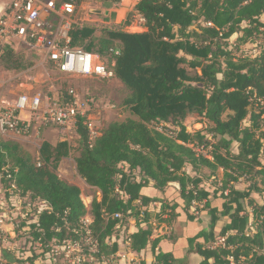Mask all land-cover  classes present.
Returning a JSON list of instances; mask_svg holds the SVG:
<instances>
[{"label": "trees", "instance_id": "trees-1", "mask_svg": "<svg viewBox=\"0 0 264 264\" xmlns=\"http://www.w3.org/2000/svg\"><path fill=\"white\" fill-rule=\"evenodd\" d=\"M82 1L74 0L76 8ZM119 2L105 0L103 5ZM134 12L144 19L142 33L105 29L96 35L88 26H74L69 32L70 46L106 57L108 64L113 62L114 77L128 91L123 105L136 117L109 123L93 139L85 117H76L75 171L101 195L99 200L92 199L89 209L101 254L119 250L116 240L123 227L128 229V219L135 220L138 228L126 234L124 242H129L134 254L146 248L151 229L139 227L149 218L142 207L158 202V222H164L162 216L167 214L165 221L170 223L179 214H188L195 201L204 202L197 210L208 211L210 216L209 231L197 237L204 243L190 244L189 252L201 257L200 264H210L209 260L228 264V257L236 264H264V201L255 202L264 196V0H139ZM233 36L238 45L258 40L263 44L253 57H235ZM111 48L118 55H108ZM28 65L18 53L5 50L0 55V68L5 71L24 70ZM188 117L205 121V131L188 132L184 125ZM232 143L237 153H232ZM196 146H210L211 159L196 154ZM69 154L67 141L51 144L44 140L37 166L16 143L0 138V174L6 169L11 175L1 179L5 189L13 183L23 196L47 206L36 224L21 222L16 230L18 235L29 236L41 252L22 251L14 260L6 256L7 264L47 260L53 240L75 238L70 228L86 211L81 190L57 174ZM186 167L194 175L186 173ZM202 168L210 173L209 178L199 175ZM219 170L221 178L215 180ZM243 177L249 185L241 188ZM211 178L214 182H207ZM170 184H177L178 189ZM148 186L162 197H147L143 191ZM169 190L176 197L170 199ZM210 194L220 200V211L211 206ZM114 214L121 218H113ZM250 215L255 232L248 234ZM220 217L228 223L215 234ZM217 235L226 237V249L206 247ZM158 242H152V250ZM153 264L182 261L158 252Z\"/></svg>", "mask_w": 264, "mask_h": 264}, {"label": "built area", "instance_id": "built-area-1", "mask_svg": "<svg viewBox=\"0 0 264 264\" xmlns=\"http://www.w3.org/2000/svg\"><path fill=\"white\" fill-rule=\"evenodd\" d=\"M76 9L74 0H0V55L5 50L15 53L25 50L36 56L39 66L57 75L66 78L111 80L115 76L112 69L113 62L108 64L106 57L102 58L83 47L70 46V30L74 26H82L77 19ZM137 16L140 23L144 24V19ZM108 55L116 56L118 50L111 48L108 50ZM5 73L8 71L0 68V138L10 135L29 136L35 125L38 128L55 125L65 130L72 119L76 121L77 116H84L78 108V102L72 100L71 90L68 91L70 101L51 106L41 92L18 89L16 76L6 78ZM87 127L91 138V130L89 126ZM152 128L162 131L161 127L155 125ZM167 135L172 137L171 133ZM193 150L196 154L211 159L205 148L196 146ZM39 165L38 162L37 166ZM10 177L6 169L0 174V180ZM227 193L228 190H225L224 194ZM26 197L13 183L9 184V188L6 189V202L0 201V210L3 211L4 206H9L11 216L4 217L2 215L5 214L4 211L0 214V231L4 229L5 222L12 227L11 232L16 231L21 222L37 223L38 214L47 209L44 202H42L44 209L38 212L34 219H29V213L26 212L19 215L21 219L19 223L15 220L18 204ZM81 200L86 211L70 228L75 238L64 239L61 242L53 240L49 244V260L52 264H116L118 258H126L128 255L126 249H129L127 240L122 242L121 246L124 248L122 253L117 251L108 256L101 254L99 240L91 230L90 206L82 198ZM203 203L193 201L190 206L191 212L198 214L197 208H201ZM136 204L141 206L139 201ZM142 211L147 212V207H142ZM167 217L165 214L162 219L167 220ZM113 218L119 219L121 215L114 214ZM249 229L250 232L253 231L251 226ZM112 241H115L114 237ZM208 248L226 249V237H214ZM227 260L228 264H236L232 257H228ZM128 262L141 264L136 258H130Z\"/></svg>", "mask_w": 264, "mask_h": 264}, {"label": "rangeland", "instance_id": "rangeland-1", "mask_svg": "<svg viewBox=\"0 0 264 264\" xmlns=\"http://www.w3.org/2000/svg\"><path fill=\"white\" fill-rule=\"evenodd\" d=\"M104 1L105 0H83L80 3L79 8L76 9V16L82 26L93 28L96 35H99L101 31H104L105 29H117L127 31L128 33H142L146 30L144 29L143 24L140 23L137 14L134 12V7L139 0H121V2L118 4H111L108 7L103 5ZM94 9H100L102 13L100 15L90 13V11ZM105 11H108L107 15H105ZM261 19L264 21V17ZM125 21L130 22L128 25H125ZM235 39L236 36H233L230 39V42L236 46L234 51L235 57H253L257 54L260 46L263 44L261 40H258L255 42V44L247 43L245 45H238L237 42H235ZM17 53L24 57L26 64L30 63V65H28V67L24 70L8 71V73L4 74L5 77L9 78L11 76H16L15 81L18 84V89L41 92L51 106L68 102L73 96L72 100L78 102V108L83 113V117L86 119L85 123L91 130V139H93L95 136H99L100 131L109 123L121 122L128 118L136 119L129 108L123 105V99L128 94V91L124 85L116 79V77L109 81L76 77L66 78L39 66L36 56H34L32 53L25 50H21ZM69 90L72 91L71 97L68 94ZM197 121L198 120L192 117H188L186 119L184 125L186 126L188 132L193 133L199 130L203 132L205 131L204 129L206 122L202 121V123H198ZM75 122L76 121L72 119L68 123L69 127L65 130H61L55 125H48V127L44 128L45 136L43 137H41L39 134H33L31 136L10 135L1 139L16 143L22 151L27 153L30 158L36 162V164L39 162L38 150L43 140L48 139L50 143L53 144H56L58 141H67L70 145V154L66 160L60 163L57 174L66 183L68 181L70 184L73 182L71 185H76L79 187L81 190V198L88 206H90L92 199H97L96 190L91 189V187H85V185L80 180H78L74 172L75 158L78 156V135L75 132ZM248 124V120L243 122V125L245 126ZM207 139L210 141V143L214 142L213 140H210L209 136H207ZM236 147V143H232V153H237ZM210 150V146L205 148L206 153H208ZM261 161L264 165V157H262ZM185 170L186 173L189 171V175H194V173L190 171L189 167H186ZM209 174L210 173L204 168H202L199 173V175L205 177H208ZM220 177L221 171L219 170L216 172L215 180L220 179ZM243 178L239 179V186L241 188L249 185L248 182L244 183L243 180H245V178ZM207 182H214V180L211 178ZM215 183H217V181ZM5 196L6 189L3 182L1 183L0 180V201L3 202V200H5ZM263 197L257 198L255 202L262 204L264 201ZM17 208L18 211H16L17 216L15 218V220L18 221L17 223H19L21 220L19 216L20 214L28 212L29 219H34V216L44 209L42 202H32L28 196L21 200V203L18 204ZM159 208L160 207L158 206H153L150 208V210L154 209L155 212L149 213L148 222L145 223L144 226L150 227V229L152 227L157 228L156 230H158L159 235H171V227L165 229L162 228V224H158V220L156 218L158 212H156V210L158 209L159 211ZM245 208L246 212L250 214L251 208L248 206ZM9 209V206H4L3 211L5 214H2L4 217L9 218V216H11L9 214ZM3 211L0 210V214ZM200 212L201 211L198 210V214L196 216H198ZM252 223L253 221L250 215L247 230L249 234L255 232V225ZM135 224L137 225L136 222ZM249 226L252 227L253 231L250 232ZM11 229L12 227L8 224V222H5L4 229L0 231V251L3 254H5L4 252H6V254H11L10 252L18 251L15 254L18 255L19 252H25L28 250L38 253L41 252L39 245L35 242H32L29 236L14 234L11 232ZM122 229L123 230L121 232L120 238H118L121 245L127 234V229H125V227ZM209 243L206 246L207 248ZM8 257H0L1 264H7L6 261L8 260ZM136 259L141 261V258ZM200 259L201 258L198 255L191 257L189 264H199L198 260ZM43 261L52 264L49 259Z\"/></svg>", "mask_w": 264, "mask_h": 264}, {"label": "crops", "instance_id": "crops-1", "mask_svg": "<svg viewBox=\"0 0 264 264\" xmlns=\"http://www.w3.org/2000/svg\"><path fill=\"white\" fill-rule=\"evenodd\" d=\"M32 129L33 130L29 136H31L33 134H35V135L39 134L41 137L45 136V132H44L43 127L38 128V126L35 125L32 127ZM45 140L50 142L48 139H45ZM51 144H53V143H51ZM64 160H66V158H64L61 161V163ZM74 172L76 174L75 166H74ZM187 173H189V171H187ZM221 174H222V171H221ZM76 177L78 178V180H80L85 185V187L89 188V186H87L84 183V181L77 174H76ZM67 183L70 184L69 181ZM71 184H73V182ZM170 186L173 189H178L177 184H170ZM91 189L96 190L97 200H99L100 196H101L99 190H97L95 188H91ZM143 193L149 198L162 197V195H159V193L157 191H155L153 188H151L150 186L145 188ZM174 197H176V195L174 194V191L169 190V198L172 199ZM4 201L6 202V200H4ZM209 201L211 202L212 207H217L218 210L220 211L221 202L219 199L213 198L210 194ZM1 203H2V201H1ZM259 204H261V203H259ZM153 206L154 207L155 206L160 207V204L158 202L150 203L149 206H147V213L148 214L151 212H155L154 209L150 210V208H152ZM159 210H160V208H159ZM156 212H159L158 209L156 210ZM188 215L191 216V218H189ZM194 215L195 214H192L191 210H189L188 214L187 213L186 214H179L170 223H168L165 220H163L164 222H158V224H162V228L166 229V228L171 227L172 228L171 235L170 234L166 235V236L165 235H159L158 230H156L157 228L152 227L151 228L150 242L146 246V248L144 250H142L139 254H134L129 249L128 250L126 249V252H128L127 257L124 259L118 258L116 261V264H129L128 259H130V258H141V261H140L141 264H153L154 256L158 252H162L164 254H169V255H171V257L173 259L178 260V261H182V264H189L190 258L198 255L194 252H189L190 244L192 243V247L195 246L196 244H203L204 239L203 238H197V237L203 231L208 232L209 226H210L209 225L210 224V216L208 214V211H201L198 216H196L197 214L195 216ZM168 219H169V217H167V220ZM227 223H228V219L226 217H220L219 221L216 223V226H215V234H218L219 231ZM157 226H159V225H157ZM157 226H155V227H157ZM127 227H128L127 234H130V233L132 234V233L137 232V225L135 224V220L130 219L129 222L127 223ZM139 227L142 229H146V227L144 226V223H140ZM12 233L17 234V231L14 230V232H12ZM157 239L159 240L158 245L154 250H152L151 244L154 240H157ZM116 241H117V244L119 246L118 251L120 253H122L124 248H122L118 239ZM17 252L18 251L10 252L11 254H7V255L3 254L1 252L0 257L5 258V256H10L14 260L15 254ZM4 253H6V252H4ZM28 262L29 261L27 260L26 262H24V264H28ZM200 262H201V259L198 260L199 264H200ZM35 263L36 264H49L48 262L42 261L40 258L37 259L35 261ZM209 263L212 264V260H209ZM10 264H15V263L12 262Z\"/></svg>", "mask_w": 264, "mask_h": 264}, {"label": "water", "instance_id": "water-1", "mask_svg": "<svg viewBox=\"0 0 264 264\" xmlns=\"http://www.w3.org/2000/svg\"><path fill=\"white\" fill-rule=\"evenodd\" d=\"M90 13H93L95 15H100L102 11L100 9H94V10H91ZM107 14H108V11H105V15Z\"/></svg>", "mask_w": 264, "mask_h": 264}]
</instances>
